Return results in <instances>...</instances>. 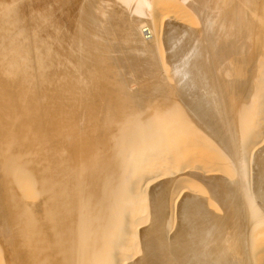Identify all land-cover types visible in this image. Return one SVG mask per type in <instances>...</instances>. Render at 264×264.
Wrapping results in <instances>:
<instances>
[{
    "label": "bare ground",
    "instance_id": "1",
    "mask_svg": "<svg viewBox=\"0 0 264 264\" xmlns=\"http://www.w3.org/2000/svg\"><path fill=\"white\" fill-rule=\"evenodd\" d=\"M6 134L0 263L264 264V0H0Z\"/></svg>",
    "mask_w": 264,
    "mask_h": 264
},
{
    "label": "rangeland",
    "instance_id": "2",
    "mask_svg": "<svg viewBox=\"0 0 264 264\" xmlns=\"http://www.w3.org/2000/svg\"><path fill=\"white\" fill-rule=\"evenodd\" d=\"M7 135V134H6ZM0 138L2 139H0V157H4L3 159L5 160V162L7 163L8 162V159L7 158H9V157H14L15 158V154H14V152H15V147L17 146L16 145V143H14V142H11L10 141V139L8 138V135L7 136H5V135H3V137H2V135H0ZM7 139V140H5V139ZM4 139V140H3ZM2 141V142H1ZM4 155V156H3ZM18 156V155H17ZM16 165H19V162H18V160H15V162H14ZM15 183V182H14ZM13 183V184H14ZM15 186H16V184H15ZM0 264H2V263H0Z\"/></svg>",
    "mask_w": 264,
    "mask_h": 264
}]
</instances>
